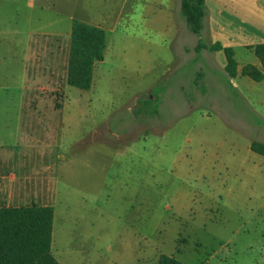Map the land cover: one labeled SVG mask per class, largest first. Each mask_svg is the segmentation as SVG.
Returning a JSON list of instances; mask_svg holds the SVG:
<instances>
[{"label":"rangeland","instance_id":"obj_1","mask_svg":"<svg viewBox=\"0 0 264 264\" xmlns=\"http://www.w3.org/2000/svg\"><path fill=\"white\" fill-rule=\"evenodd\" d=\"M0 0V171L54 210L59 264H264V0ZM103 29L92 86L66 84L72 22ZM201 40L231 48L195 53ZM4 164V165H3Z\"/></svg>","mask_w":264,"mask_h":264},{"label":"trees","instance_id":"obj_2","mask_svg":"<svg viewBox=\"0 0 264 264\" xmlns=\"http://www.w3.org/2000/svg\"><path fill=\"white\" fill-rule=\"evenodd\" d=\"M180 16L187 30L200 36L206 16L205 0H180ZM106 37L103 29L77 21L72 22L67 57L66 84L81 91L92 86L94 65L104 57ZM203 50L222 52L228 77L237 75V62L231 48L215 43L207 47L201 40L195 53ZM260 64L246 65L240 75L254 82L264 79V44L252 48ZM252 152L264 157V144L251 143ZM54 210L49 206L30 205L0 208V264H59L51 254ZM156 264H184L173 257L160 255Z\"/></svg>","mask_w":264,"mask_h":264},{"label":"crops","instance_id":"obj_3","mask_svg":"<svg viewBox=\"0 0 264 264\" xmlns=\"http://www.w3.org/2000/svg\"><path fill=\"white\" fill-rule=\"evenodd\" d=\"M14 180L15 178L11 174L8 173L6 174L3 172V170L0 171V208L17 207V206H11L12 185L14 183L13 182Z\"/></svg>","mask_w":264,"mask_h":264}]
</instances>
